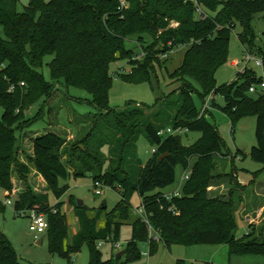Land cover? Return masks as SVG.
Instances as JSON below:
<instances>
[{
  "label": "trees",
  "instance_id": "trees-1",
  "mask_svg": "<svg viewBox=\"0 0 264 264\" xmlns=\"http://www.w3.org/2000/svg\"><path fill=\"white\" fill-rule=\"evenodd\" d=\"M197 2L210 13L209 18L199 19L191 0H28L21 11L19 0H0V187L7 199L13 198L16 217V211L22 209L46 215L48 251L68 264L85 244L88 264L135 261L141 243H147L149 254L159 243L167 247L226 244L230 256L264 257V224H250L242 237L235 235L244 200L237 194V172L216 173L215 159L223 155L224 141L217 127L205 118L209 109L199 113L193 100V82L200 87L203 103L211 91L220 95L223 105L216 106L227 115L232 131L239 119L255 116L256 145L249 154L264 164V94L249 92L250 85L263 81L262 75L245 66L230 84L217 86L215 80L216 70L228 61L234 31L245 50L260 57L264 70V48L256 46L253 28L255 16L264 13V0ZM128 39L145 51L141 59L130 61L134 53L125 45ZM182 45L187 46L182 63L169 72L164 62ZM164 53L169 54L161 58ZM47 55L53 56L47 63L52 81L40 71ZM119 59L130 65L122 75L127 82L146 81L157 90L152 74L156 76L162 67L180 86L157 97L150 107L115 110L109 106L113 81L109 66ZM58 81L90 94V104L97 111L90 131L72 142L54 131L29 135L31 151L26 155L28 162L23 161L25 130L42 117L43 107L32 116L27 111L50 98ZM20 82L24 86L9 91L11 84ZM167 127L187 128L199 135L194 143L184 146L183 134H157ZM141 135L156 148L145 165L136 145ZM163 154L168 155L160 160ZM29 163L41 176L44 188L29 183ZM179 164L191 167V173L182 193L168 198L161 189L174 182ZM86 174L93 182L98 180L116 191L120 200L107 211L78 205L70 196L78 222L77 232L70 234L59 200L69 186L59 181ZM226 177L236 187L226 195L212 194L209 187ZM135 192L141 198L144 216L132 207ZM50 196L56 200L54 204ZM101 217L103 224L98 227ZM123 224L131 226L126 250L121 257L103 259L97 244L117 242ZM0 264H31L20 260L1 229ZM176 264L186 263L177 260Z\"/></svg>",
  "mask_w": 264,
  "mask_h": 264
},
{
  "label": "rangeland",
  "instance_id": "rangeland-1",
  "mask_svg": "<svg viewBox=\"0 0 264 264\" xmlns=\"http://www.w3.org/2000/svg\"><path fill=\"white\" fill-rule=\"evenodd\" d=\"M28 0H19L18 9L21 11L23 5ZM253 28L256 33L255 44L264 48V13H259L253 21ZM125 45L134 55L130 58L133 62L141 59L145 51L138 46L133 39L126 40ZM187 46L182 45L174 48L167 60L164 62L165 67L169 72H172L182 63ZM255 51L245 50L238 37L236 31L231 34L229 43V58L228 61L220 66L215 72L216 85L230 84L236 78L238 72L242 71L245 66V55L249 53L253 59L246 65L253 68L259 75L261 69L255 65L256 58H259ZM52 55L44 57L43 65L40 71L43 73L47 81H52L47 63L52 60ZM231 60H237L238 64L231 65ZM130 65L125 59H119L112 62L109 66V72L113 76V81L109 90V106L115 110L133 108L136 106L150 107L155 99L159 96L167 95L175 91L180 86L179 81L172 80L168 77L165 68L156 70V76L152 74L153 84L157 90L152 89L150 83L139 82L131 83L123 79L122 75L127 73ZM195 91L193 100L199 113H202L203 101L200 96V87L196 82H193ZM207 96L204 98V100ZM91 96L88 92L75 87H66L62 82H55L54 94L45 102L39 101L34 104L28 111L27 115L32 116L35 112L43 107L42 117L28 127L25 132L27 137L23 140V154H20L24 161L28 162L27 154H30L31 144L29 135L42 134L44 131H54L62 133L68 137L69 142L74 141V138H82L90 131L93 123V117L96 114V109L90 104ZM215 105L211 106L209 111L205 113V118L214 124L224 141L223 155L216 157V173L237 172L239 181L245 186L236 185L238 193L252 196L259 184L264 187V164L254 161L249 152L252 146L256 145V117L253 115L239 119L231 129V123L226 114L220 108L223 105V98L217 95ZM218 104V106H216ZM3 108L0 105V119L2 118ZM197 132H187L182 135L181 141L184 146H188L198 138ZM95 139L99 134H94ZM76 138V139H77ZM138 156L145 165L152 156V145L148 142L144 135H141L137 142ZM106 151V148H105ZM240 151V152H239ZM31 172L29 174V183L33 186L44 188L43 180L34 170L33 164L29 163ZM185 168L179 164L175 169V179L172 184L161 189L164 194H171L175 191L182 193L183 185L186 180L183 179ZM257 179V180H256ZM59 183L68 184V190L59 199L62 201L61 211L66 214L67 222L70 228V234L73 230H78L77 218L74 215L75 205L69 199L72 196L77 203L82 201L91 209H99L103 203L106 204L105 210H110L116 202L120 200V196L116 191L106 185L100 187L101 193L96 194L93 181L89 174L84 176H70L66 179H61ZM43 184V185H42ZM218 186V187H216ZM229 178L218 180L216 184L209 187L214 193H228L231 188H234ZM6 192L0 187V229L10 240L19 258L23 262L31 264H68L67 260L58 255H52L48 251L47 240L37 244L33 234L29 231V219L25 216H15L13 205L6 204ZM219 195V194H218ZM9 199V198H8ZM12 197L10 200L12 201ZM54 197L50 196V202L55 203ZM133 208L139 207L141 198L138 192H135L131 197ZM103 224V218L98 221V227ZM247 225L240 218H237V230L235 235L242 237L245 234ZM131 237V226L123 224L117 238L118 247L114 246V241H101L97 244L102 253L103 259H115L120 252L126 250L127 240ZM154 240H157L153 237ZM140 257L135 261L127 264H176L177 260H182L186 264H206V262L215 264H264L262 256H230L226 244H172L167 247L163 243H159L158 248L152 254H149L147 243L138 245ZM124 258V257H122ZM89 251L87 245H83L81 251L73 255L70 264H88Z\"/></svg>",
  "mask_w": 264,
  "mask_h": 264
},
{
  "label": "built area",
  "instance_id": "built-area-1",
  "mask_svg": "<svg viewBox=\"0 0 264 264\" xmlns=\"http://www.w3.org/2000/svg\"><path fill=\"white\" fill-rule=\"evenodd\" d=\"M195 3L196 8V15L199 19L204 20L209 18L210 13L201 5L197 2V0H191ZM122 4H124V2H122ZM169 53H164L161 55V58H165L168 56ZM253 59V56L249 53H246L245 55V62L246 64L248 62H250ZM255 60V65L257 67H259L262 71L261 75L263 77V81L258 85H250L249 86V92L250 93H256L257 91L261 92L264 94V70H263V63L262 60L259 58L254 59ZM245 64V66H247ZM244 66V67H245ZM243 67V69H244ZM242 69V70H243ZM17 86H24V82H20L18 85L15 84H11L9 87V91L13 92ZM217 97V94H215L213 91H211L208 95L207 98L205 99L204 103H203V108H202V113L208 109H210V107L212 106V103L215 101ZM187 128H182V127H176V128H172V127H167L166 129H162L160 131H158V135H163V134H184L185 132H187ZM156 150V148L152 149V152H154ZM191 173V167H188L187 169H185V172L183 174V179L187 180L190 176ZM94 188H95V193L96 194H100L101 190L100 187L103 185L102 182L96 180L93 182ZM173 195H179V191H175L174 193L171 194H166V197L170 198ZM6 204H13L12 201L10 199H7ZM135 213L144 216V206L141 204L139 207L134 208ZM16 215L18 216H25L28 217L29 219V231L33 234V237L35 239H37L39 236L43 235L46 233V229H47V220H46V215L42 212H37L34 209L31 210H18L16 211ZM157 239V237H155ZM101 244V242H99V245ZM114 246L118 247L119 244L117 242L113 243Z\"/></svg>",
  "mask_w": 264,
  "mask_h": 264
},
{
  "label": "crops",
  "instance_id": "crops-1",
  "mask_svg": "<svg viewBox=\"0 0 264 264\" xmlns=\"http://www.w3.org/2000/svg\"><path fill=\"white\" fill-rule=\"evenodd\" d=\"M230 64L233 66L234 65L237 66L238 61L237 60H231ZM21 160H23L22 157H21ZM234 175H235V179L237 180V182L240 183L241 186H245L243 183H241L239 181V177H238L237 173H235ZM43 184H44V182H43ZM216 187H218V186H216ZM209 191H211V193L214 194L211 189H209ZM244 193H242L244 200H243V203L241 204L240 209H239V216L247 225L246 231H245V232H247L248 225H250V224L254 225L255 227H259V226L264 224V187L262 184H259L258 187L255 189V192L252 196L245 195ZM218 194L219 195H225V193H217V195ZM80 202L83 203L82 201H80ZM77 224H78V222H77ZM76 232L77 231L73 230L72 234H75ZM44 235H45V237H44ZM44 239H46V234L39 236L37 239H35L36 240L35 242L37 244H40V243H42V241Z\"/></svg>",
  "mask_w": 264,
  "mask_h": 264
},
{
  "label": "water",
  "instance_id": "water-1",
  "mask_svg": "<svg viewBox=\"0 0 264 264\" xmlns=\"http://www.w3.org/2000/svg\"><path fill=\"white\" fill-rule=\"evenodd\" d=\"M80 147L83 148L82 145H80ZM167 155H168V154L160 155L159 159L162 160V159H163L165 156H167ZM77 204H78V205H81L82 203H81L80 201H78ZM100 208L105 209V208H106V204L103 203V204L101 205ZM44 237H45V235H44ZM121 255H122V252H120V253L117 255V257H120Z\"/></svg>",
  "mask_w": 264,
  "mask_h": 264
}]
</instances>
